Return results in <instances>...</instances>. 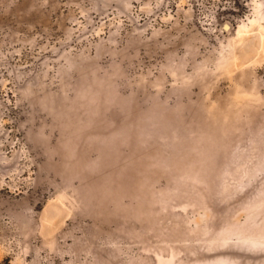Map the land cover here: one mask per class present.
Returning <instances> with one entry per match:
<instances>
[{
  "label": "rangeland",
  "instance_id": "1",
  "mask_svg": "<svg viewBox=\"0 0 264 264\" xmlns=\"http://www.w3.org/2000/svg\"><path fill=\"white\" fill-rule=\"evenodd\" d=\"M257 27L264 0H0V264H264Z\"/></svg>",
  "mask_w": 264,
  "mask_h": 264
},
{
  "label": "bare ground",
  "instance_id": "2",
  "mask_svg": "<svg viewBox=\"0 0 264 264\" xmlns=\"http://www.w3.org/2000/svg\"><path fill=\"white\" fill-rule=\"evenodd\" d=\"M228 27V26H227ZM230 28V27H229ZM253 28L251 31L242 30L240 36L238 37L239 46V59L248 60L261 56L264 53V37L261 30ZM46 227H51L50 223H46ZM53 227V226H52ZM48 229V228H46ZM50 229V228H49Z\"/></svg>",
  "mask_w": 264,
  "mask_h": 264
}]
</instances>
